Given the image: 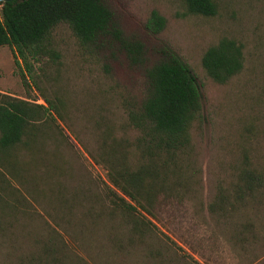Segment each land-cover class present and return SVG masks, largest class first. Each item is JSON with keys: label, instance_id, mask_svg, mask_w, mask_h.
<instances>
[{"label": "rangeland", "instance_id": "obj_1", "mask_svg": "<svg viewBox=\"0 0 264 264\" xmlns=\"http://www.w3.org/2000/svg\"><path fill=\"white\" fill-rule=\"evenodd\" d=\"M106 1L149 48L141 66L61 21L26 85L25 63L0 46V92L46 107L0 153V264H264V0H213L208 16L184 0ZM222 41L242 46L243 67L220 84L202 57ZM162 43L203 92L202 122L173 134L127 115Z\"/></svg>", "mask_w": 264, "mask_h": 264}, {"label": "trees", "instance_id": "obj_2", "mask_svg": "<svg viewBox=\"0 0 264 264\" xmlns=\"http://www.w3.org/2000/svg\"><path fill=\"white\" fill-rule=\"evenodd\" d=\"M184 3L189 12L214 14L213 0ZM61 21L68 23L83 45L97 51L109 47L123 51L129 67L141 66L149 51L141 39L124 33L106 0H0V46H10L25 63L30 74L28 79L22 75L26 85L32 79L30 60L46 53L50 30ZM161 22L151 11L145 27L155 34ZM155 51L158 60L149 71L144 95L138 104L128 106L130 123L143 132L173 134L190 121L202 122L203 92L197 76L169 45L162 43ZM202 65L215 82L225 83L243 67L242 46L222 41L204 52ZM45 112L42 104L0 92V153L19 144L28 124L42 119Z\"/></svg>", "mask_w": 264, "mask_h": 264}, {"label": "water", "instance_id": "obj_3", "mask_svg": "<svg viewBox=\"0 0 264 264\" xmlns=\"http://www.w3.org/2000/svg\"><path fill=\"white\" fill-rule=\"evenodd\" d=\"M2 1H7V0H2Z\"/></svg>", "mask_w": 264, "mask_h": 264}]
</instances>
